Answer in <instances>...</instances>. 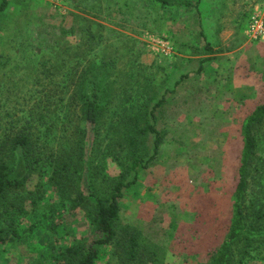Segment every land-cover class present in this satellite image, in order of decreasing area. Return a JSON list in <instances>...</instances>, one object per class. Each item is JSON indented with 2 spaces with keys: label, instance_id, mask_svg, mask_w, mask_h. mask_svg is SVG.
<instances>
[{
  "label": "rangeland",
  "instance_id": "rangeland-1",
  "mask_svg": "<svg viewBox=\"0 0 264 264\" xmlns=\"http://www.w3.org/2000/svg\"><path fill=\"white\" fill-rule=\"evenodd\" d=\"M169 1L9 0L0 13V158L27 174L6 197L0 264H44L88 245L87 186L108 198L133 179L132 137L145 161L154 156L124 190L117 239L97 264H208L224 241L242 124L264 102V38L245 31L264 0ZM94 90L91 131L84 95ZM149 125L163 139L156 154ZM21 132L26 157L13 151ZM256 135L247 202L264 210V121ZM252 253L237 264H264L263 240Z\"/></svg>",
  "mask_w": 264,
  "mask_h": 264
},
{
  "label": "trees",
  "instance_id": "trees-1",
  "mask_svg": "<svg viewBox=\"0 0 264 264\" xmlns=\"http://www.w3.org/2000/svg\"><path fill=\"white\" fill-rule=\"evenodd\" d=\"M163 6L171 5L169 0H153ZM9 4V0H0V13L3 12ZM182 4L192 5L190 1H184ZM196 6V5H195ZM97 89V88H96ZM84 117L87 127L91 131L95 129L99 117L100 95L95 90L90 95H84ZM162 101L156 103V107ZM264 121V102L259 104L245 119L242 124L241 134L243 147L241 152L240 167L238 170V183L235 188L233 198V212L229 229L224 241L220 244L208 264H237L251 256L255 248L264 241V236L257 242V238L264 232V210L262 207L253 209L247 202V191L249 185V168L253 162L255 152L258 147V138L256 130L258 125ZM142 131H150L155 134L154 154L162 142V135L155 125H149ZM131 145L132 164L130 169L134 171V177L127 180L120 178L114 186L111 195L108 198L99 196L89 184L87 186L88 196L93 203L96 214L93 224L96 230V236L88 245L67 247L64 252L58 256L49 258L44 264H97L101 255L103 246L113 243L118 236V224L120 222L121 199L124 196V190L135 184L140 170L149 166L153 156L145 161L139 150V141L141 139L132 137L129 140ZM30 138L28 133H17L13 139V151L21 149L24 156H28L30 147ZM27 174L20 177L16 174L8 163L0 158V218L9 212L6 197L10 192L18 190L25 184ZM4 205V208L2 207ZM263 235V234H262ZM4 239L2 229L0 228V241ZM134 253H131V255ZM238 254L241 255L239 259ZM61 256V257H60Z\"/></svg>",
  "mask_w": 264,
  "mask_h": 264
},
{
  "label": "built area",
  "instance_id": "built-area-1",
  "mask_svg": "<svg viewBox=\"0 0 264 264\" xmlns=\"http://www.w3.org/2000/svg\"><path fill=\"white\" fill-rule=\"evenodd\" d=\"M246 35L252 39L264 38V12L257 7L250 15Z\"/></svg>",
  "mask_w": 264,
  "mask_h": 264
},
{
  "label": "crops",
  "instance_id": "crops-1",
  "mask_svg": "<svg viewBox=\"0 0 264 264\" xmlns=\"http://www.w3.org/2000/svg\"><path fill=\"white\" fill-rule=\"evenodd\" d=\"M256 8H257V6L253 7L252 9H250V11H248L247 24H248V22H249V19H250V15H251V13H252L253 10H255ZM247 10H248V9H247ZM247 24H246V28H247ZM246 28H245V30H246Z\"/></svg>",
  "mask_w": 264,
  "mask_h": 264
}]
</instances>
